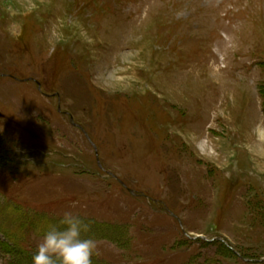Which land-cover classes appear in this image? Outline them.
I'll return each instance as SVG.
<instances>
[{"label": "rangeland", "instance_id": "obj_1", "mask_svg": "<svg viewBox=\"0 0 264 264\" xmlns=\"http://www.w3.org/2000/svg\"><path fill=\"white\" fill-rule=\"evenodd\" d=\"M0 114V264H264V0H0Z\"/></svg>", "mask_w": 264, "mask_h": 264}, {"label": "clouds", "instance_id": "obj_2", "mask_svg": "<svg viewBox=\"0 0 264 264\" xmlns=\"http://www.w3.org/2000/svg\"><path fill=\"white\" fill-rule=\"evenodd\" d=\"M88 230L79 215L64 212L58 223H49L43 230L33 264H92L95 241L82 238Z\"/></svg>", "mask_w": 264, "mask_h": 264}, {"label": "trees", "instance_id": "obj_3", "mask_svg": "<svg viewBox=\"0 0 264 264\" xmlns=\"http://www.w3.org/2000/svg\"><path fill=\"white\" fill-rule=\"evenodd\" d=\"M6 248L9 250V251H11V253L16 257V254L18 253L16 250H17V248H15V247H8V246H6ZM28 251V250H27ZM24 255H27V257H26V260L28 259L29 260V262H30V264H33V262L32 261H30V258L31 257H29V256H32V255H30V254H24ZM14 258H12L11 259V261L13 260Z\"/></svg>", "mask_w": 264, "mask_h": 264}, {"label": "water", "instance_id": "obj_4", "mask_svg": "<svg viewBox=\"0 0 264 264\" xmlns=\"http://www.w3.org/2000/svg\"><path fill=\"white\" fill-rule=\"evenodd\" d=\"M0 116H2V114H0Z\"/></svg>", "mask_w": 264, "mask_h": 264}]
</instances>
